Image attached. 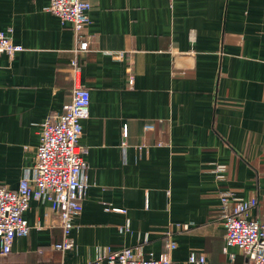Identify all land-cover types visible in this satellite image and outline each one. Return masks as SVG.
Returning <instances> with one entry per match:
<instances>
[{
    "label": "crops",
    "instance_id": "1",
    "mask_svg": "<svg viewBox=\"0 0 264 264\" xmlns=\"http://www.w3.org/2000/svg\"><path fill=\"white\" fill-rule=\"evenodd\" d=\"M86 1L79 84L91 92L80 140L89 189L75 246L54 248L58 214L32 200L30 233L0 264H87L107 246L159 259L169 238L174 264H190L192 252L247 264L238 249L224 252L220 193L257 197L251 218L264 221V0ZM49 4L0 0V31L24 48L0 54V185L11 190L35 168L41 125L75 86L74 31Z\"/></svg>",
    "mask_w": 264,
    "mask_h": 264
},
{
    "label": "built area",
    "instance_id": "2",
    "mask_svg": "<svg viewBox=\"0 0 264 264\" xmlns=\"http://www.w3.org/2000/svg\"><path fill=\"white\" fill-rule=\"evenodd\" d=\"M92 5L86 0H50L46 10L72 25L76 39L70 60L71 76L75 83L72 100L63 111L47 118L41 125V140L37 150V163L27 172L17 190L0 185V256H8L17 238L27 237L31 227L24 218L32 200L48 201L59 217L63 240L54 245L60 252L75 246L70 237L74 219L83 210V201L89 189L87 151L80 145L83 135L82 121L90 112L91 92L79 84L80 58L89 51L86 29L90 23ZM10 31H0V54L13 57L24 48L15 44ZM133 84V79H130ZM154 125L146 126L153 130ZM225 167H218L222 172ZM221 220L225 230L224 252L236 248L247 259V264H264V221L251 218L259 206L257 197L241 199L230 191H222ZM166 252L155 259L144 256L141 247L114 250L111 246L99 249L96 259L87 264H174L171 252L177 247L169 238ZM235 262L237 254H229ZM190 264H209L202 253L192 252Z\"/></svg>",
    "mask_w": 264,
    "mask_h": 264
}]
</instances>
